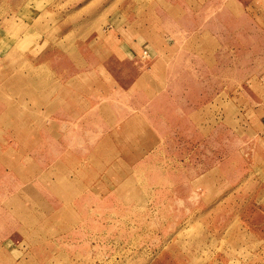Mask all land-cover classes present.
Segmentation results:
<instances>
[{
	"label": "rangeland",
	"instance_id": "1",
	"mask_svg": "<svg viewBox=\"0 0 264 264\" xmlns=\"http://www.w3.org/2000/svg\"><path fill=\"white\" fill-rule=\"evenodd\" d=\"M128 2L0 0V264H264V183L252 178L264 163L247 145L264 114L252 78L264 76V32L238 37L231 68H167L147 98L130 84L149 48L107 61L124 51L114 30L130 7H146ZM244 8L264 13V1ZM54 189L81 218L46 239L35 193Z\"/></svg>",
	"mask_w": 264,
	"mask_h": 264
},
{
	"label": "crops",
	"instance_id": "2",
	"mask_svg": "<svg viewBox=\"0 0 264 264\" xmlns=\"http://www.w3.org/2000/svg\"><path fill=\"white\" fill-rule=\"evenodd\" d=\"M143 1L146 7L140 5L138 8V6H131L132 3L137 5L138 0H129L130 14L125 16V21L114 30L117 34L116 42H118L116 49L123 48L124 51H118L120 55L114 56L113 54L107 61L112 62L113 66H121L122 62L127 59L133 61L134 58H138L142 47L149 48L151 54L149 67L142 75L134 78L130 84L133 91L142 90L143 95L147 98H154L165 90L169 78L166 76L167 68L176 64L185 68H218L219 66L231 68L233 67L231 57L235 51L234 43L238 37L250 39L251 35L259 31L264 32L260 28L256 29L253 25L254 19L264 25V13H247L244 8L245 0ZM237 20L245 21L247 31L235 27ZM250 25H253L254 28L251 29ZM251 49L246 48L248 51ZM175 50L178 52L177 55L173 54ZM45 51L47 52L44 56L51 63L59 58L57 55L59 52L62 53L56 45L51 44L46 47ZM219 54H225V59L228 60L223 65L218 64ZM261 58L264 60V56ZM133 63L135 62L133 61ZM261 64L264 66V61ZM252 78H254V83H264V76L256 75ZM226 80L228 81V77ZM244 81L250 80L246 77L241 83ZM214 94L213 97H217L218 92H214ZM232 97H234V91L230 94L227 93L224 98L226 103ZM258 119V129L254 131L255 126L249 128L252 138L247 140V145L253 153L252 158L258 157L259 162L264 163V153L255 154L259 148L263 147L264 151V114H260L259 111ZM4 157L3 155L2 158ZM255 174L252 178H261L264 183V169L259 170L258 173L255 172ZM24 192L25 190L21 188L16 189L18 200L25 195ZM47 192L34 193L39 197L41 206L45 208V210L39 211L42 215L38 223L39 231L43 233L42 237L51 239L71 230L75 222L80 221L81 215L78 213L75 215L72 196H69V199L65 198V202H63V199L55 197L58 194L56 189L47 190ZM22 208L20 207L18 210L22 211ZM6 212L10 218L9 210H3V216L6 217ZM34 219L36 220L35 217ZM13 222H17L15 227L25 225L20 219L13 218ZM50 242L52 243L51 240ZM51 261L54 263V259Z\"/></svg>",
	"mask_w": 264,
	"mask_h": 264
},
{
	"label": "built area",
	"instance_id": "3",
	"mask_svg": "<svg viewBox=\"0 0 264 264\" xmlns=\"http://www.w3.org/2000/svg\"><path fill=\"white\" fill-rule=\"evenodd\" d=\"M143 54L146 55V51H144Z\"/></svg>",
	"mask_w": 264,
	"mask_h": 264
}]
</instances>
